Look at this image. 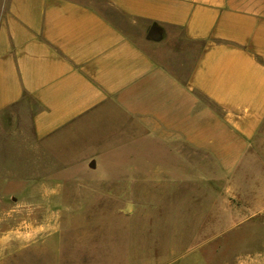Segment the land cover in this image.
<instances>
[{"label": "crops", "instance_id": "1", "mask_svg": "<svg viewBox=\"0 0 264 264\" xmlns=\"http://www.w3.org/2000/svg\"><path fill=\"white\" fill-rule=\"evenodd\" d=\"M22 102L38 141L85 134L107 181L149 184L153 222L185 232V254L264 207L228 194L243 206L223 213L221 188L264 124V0H0V114ZM158 256L146 261L181 255Z\"/></svg>", "mask_w": 264, "mask_h": 264}, {"label": "rangeland", "instance_id": "2", "mask_svg": "<svg viewBox=\"0 0 264 264\" xmlns=\"http://www.w3.org/2000/svg\"><path fill=\"white\" fill-rule=\"evenodd\" d=\"M98 6L145 41L129 19ZM24 106L0 114V264H198L191 262L203 250L206 264H264V207L253 208L246 228L223 230L211 247L191 244L185 254V232L153 222L152 193L143 192L149 184L107 181L95 146L86 148L85 134L67 129L38 141ZM237 176L236 190L223 178V213L243 206L228 194H264V124ZM161 185L156 194H169L167 184ZM222 217L226 222L228 215ZM36 227L29 240L22 237L21 231ZM168 254L181 256L176 262L146 261Z\"/></svg>", "mask_w": 264, "mask_h": 264}]
</instances>
